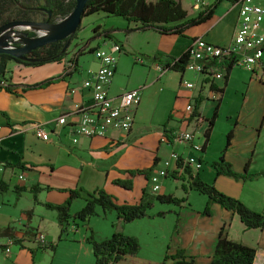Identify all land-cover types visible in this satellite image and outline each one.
Listing matches in <instances>:
<instances>
[{"label": "crops", "instance_id": "1", "mask_svg": "<svg viewBox=\"0 0 264 264\" xmlns=\"http://www.w3.org/2000/svg\"><path fill=\"white\" fill-rule=\"evenodd\" d=\"M258 1L264 5V0ZM212 2L213 0H205L204 3L211 4ZM183 5L189 6L192 10L193 13L190 16H195L199 12L200 7L195 5L192 0H183ZM187 6L185 7L187 8ZM238 15L239 6L228 0H222L216 7L211 19L187 29L184 35L160 34L153 29H148L126 32L119 36L117 35L119 29L115 28L111 31L98 32V34L101 35L102 33L103 35L100 38L102 42L100 45L104 44L106 46L104 48H108L113 42L119 43L123 48L122 54L131 52L130 49H133L129 40L131 35L140 34V36L146 38L147 44L151 43L152 47L150 49H139L142 52L141 54H144L150 60L151 70H148L150 75L148 77L149 82L154 84L165 75V72L161 71L153 57L164 59L169 55L178 56L185 52L192 41L198 37H203L217 45H227L233 38ZM106 32L111 42L105 40L107 38L104 36ZM100 45L99 47H101ZM146 52L148 53L146 54ZM98 66L99 61L96 58L92 63H83V65H79L78 60L77 70L68 74H66L63 59L40 65L13 62L8 66V77L10 82L16 86L17 92L0 90V163L5 166L0 187V229L12 227L15 236L21 239L19 244H13L11 248L15 246L19 249L34 250V252L37 248H40L34 239V233L43 232V229H41L43 221H45L43 215L54 217V210L48 208L45 204L63 203L69 197L68 191L58 192V189H77L81 191L82 196H86L88 191L93 192L103 188L112 194L114 190H120L117 188L119 186H117L115 180H119L123 176V171L140 169L135 168L138 166V162L126 158L129 151L136 148L122 144L134 137L138 129L136 117L132 129L128 133L114 131L105 137L88 138L79 136L76 143L73 142L74 135L71 126L60 125L57 122L60 116L69 113L73 109L76 102L90 101L91 93L83 89L81 84ZM235 67L238 66L230 69L227 83ZM117 71L118 65L116 74ZM257 71L264 74V56ZM115 76L109 88V94L112 96L125 91V89L123 90L124 87L121 89L117 87L119 83H117ZM180 76L181 80L185 76V72L181 73ZM52 78H54V81L43 87H27ZM218 81H216V85L219 88H224L225 78ZM75 86L79 89L75 93H71L70 88ZM140 106L141 104L138 106L136 113ZM197 113L199 112L197 111ZM170 121L171 125H164L163 133L160 132L159 143L164 142L162 136L166 134L167 130H177L185 126V120L175 121L169 116L168 123ZM36 122L44 124L50 133V140L45 141L35 135L29 125ZM171 147L172 149H178L180 152L184 151V147L173 145ZM159 148L157 147V151ZM155 157L159 159V163L160 155L157 153ZM22 173H24L23 178H19ZM55 175L60 176V183H54ZM166 177L168 176L165 174V179ZM247 182L249 181H242L224 174L218 175L215 179V185L220 191L239 198L256 211L264 212V175L261 176L258 184ZM183 183L187 184L182 181V185ZM36 187L42 189L35 193ZM159 188L154 186L152 194H166L164 191H157ZM55 192L58 194L54 195ZM77 201L83 202L78 205L80 207L74 214L85 205L83 198H76L72 202V207ZM123 202L135 203L136 199L133 198V201H125L124 199L121 203ZM184 205L183 203L182 207ZM212 212L215 215L217 213L218 220V227L213 237L210 238L208 230L199 229L198 226L189 228L190 234L186 244H177L175 249L177 247L183 248L185 254L195 257V264L199 263L200 258H205V263L210 264L219 238V232L221 228H224V233L228 238L256 248L254 264H264V229L246 228L237 214L222 208L216 203L212 205L211 214ZM213 214L211 216L200 214V217L210 219ZM178 222H180V218ZM118 230L129 235L137 234L131 228H128L127 224L121 225ZM111 232L108 231L107 233L106 231L104 233L106 235L102 239L109 237ZM6 241H8L7 238L0 237V249L2 251L4 249L1 246H5ZM187 244H192L194 249L190 250ZM31 255L34 256L32 253ZM118 264L150 263L141 258L138 253L137 255L126 256Z\"/></svg>", "mask_w": 264, "mask_h": 264}, {"label": "rangeland", "instance_id": "2", "mask_svg": "<svg viewBox=\"0 0 264 264\" xmlns=\"http://www.w3.org/2000/svg\"><path fill=\"white\" fill-rule=\"evenodd\" d=\"M192 1L198 7L205 2V0ZM39 3V12L29 13L27 19L17 18L20 11L15 6L12 13H7L3 17L10 16L9 21L44 22L45 15L40 8L43 7L45 1L39 0ZM187 8L190 15H192V10L189 6ZM126 25L127 21L124 18L116 15H106L102 11L86 15L82 18L77 35L68 51L78 53L79 65H83V63L90 64L95 58V52L92 49L99 47L102 43L100 38L103 35L102 33V36L99 35L98 32L111 31L115 28L119 29L117 35L122 36L121 34L127 32L124 30L126 28H123ZM145 39L140 34L131 35L129 40L133 49L118 58V71L115 76L117 83H119L117 87L119 89L124 87L123 90L125 89V91L142 86L145 89L143 88L142 91L143 97L140 109L135 116L138 129L134 137L122 143L136 148L131 149L126 158L138 162V166L135 168L140 169L123 171V176L120 179H131L132 188L126 189L117 184L119 186L117 188L120 190H114L112 195L117 203H121L124 199L125 201H133V198H135L136 202L132 204H136L140 202L143 189H146L147 193H152L154 186L157 185L160 187L157 191H164L166 194L172 193L179 198L185 197L184 207H182L183 203L182 205H176L154 200V204L148 210L146 217L127 223L118 220L115 210L104 213L102 208L98 207V214L91 217L88 222L77 224L74 222V218L71 217L68 232L62 238H60L61 229L57 222V213L54 210V217L43 215L45 221H43L41 229H43L42 233L46 236L47 241L57 244L56 249L40 247L35 250L34 256L31 255L30 249L24 250L12 246L10 254H6L0 249V264H93L95 257L92 246L86 241V238L91 234V230L94 232L96 239H102L105 237L106 234L104 233L106 231L107 233L112 231L109 234L111 236L124 224H127L128 228L137 233L134 236L140 242V257L150 264H164V262L165 264H171V257L166 260L165 256L176 253V250L180 247L175 249V245L186 244L190 234L189 228L198 226L199 229L208 230L210 238L213 237L218 227L217 213L215 215L212 212L213 216L210 219L200 217L207 205V195L190 188L185 191L182 187V181H175L172 178V172L166 169L164 163L172 147L169 143H159L160 132L163 133L164 125H171V121L168 123L169 116L172 117V120L182 121L187 114L186 107L188 104L196 108L204 121L198 125L197 120L192 119L188 124L185 122L183 128L195 131L198 135L196 140L200 144L204 142L209 120L213 118L216 106L219 104L218 114L211 129L206 151L193 154L191 151L183 149L201 160V166L198 169L200 176L208 183L215 184V179L218 176L215 163L219 162L221 156L224 155L225 162L229 163L231 169L238 175L254 174L253 177L247 179L240 177L239 180L249 181L247 183L253 184H258L261 180V176L264 175L261 173L264 172V74L258 71L256 75L241 66L235 67L229 82L224 87L220 102L212 98L213 93L210 85L203 80L204 77L190 71H185L184 79L194 82V88H188L181 83V73L172 70H166L165 75L152 84V82H149L148 77L150 76L148 70H151L150 60L144 54H141L142 52L139 49H150L152 47L151 43L147 44ZM105 40L111 42L109 37ZM100 46L102 48L106 47L104 44ZM135 56H142L146 64L135 63ZM199 98H201V102L197 104ZM230 132H233V135L228 144V134ZM109 134L110 132L107 136ZM157 147H160L158 151ZM157 153L161 157L160 162L153 165ZM149 168H151V171L148 178L144 173L137 171L149 170ZM166 171L169 172L170 177L168 176L165 179ZM60 179L59 175H55L54 183H60ZM67 190L61 188L57 191ZM57 194V192L54 193V195ZM82 202L77 201L73 207L71 205L72 215ZM211 211L212 206H210ZM178 217L180 222H178ZM6 242L8 243V241ZM187 245H189L190 250L194 249L192 244ZM198 264H206L205 258H200Z\"/></svg>", "mask_w": 264, "mask_h": 264}, {"label": "trees", "instance_id": "3", "mask_svg": "<svg viewBox=\"0 0 264 264\" xmlns=\"http://www.w3.org/2000/svg\"><path fill=\"white\" fill-rule=\"evenodd\" d=\"M44 1L45 4L43 5V8L52 13L51 21H56L68 16L76 5V0ZM221 1L222 0H213L211 4L201 3L199 12L195 16H190L188 9L183 5V0H88L83 17L102 11L107 15L120 16L128 21L126 27L127 32L153 29L160 34L184 35L187 29L200 25L211 19L216 7ZM228 1L234 4L239 0ZM14 6L20 11L17 18L27 19L29 13L39 12L38 9L40 3L39 0H0V24L10 20V16L4 18L3 15L12 13ZM42 13L45 15V20H47L49 17L48 12ZM29 34L34 36L35 32L29 31ZM76 35L77 32L72 39H75ZM104 36L109 37L107 32ZM67 40L68 39L51 42L26 54L28 58L38 59L36 61L27 62L7 53L0 54V90L5 89L8 92H17L15 88L16 86L10 82V78L8 77V66L10 63L18 62L27 65H40L46 62H54L55 60L60 61L64 59V56L66 55V50H63V48L66 45ZM93 50L95 49H92V51ZM153 59L157 62L162 71L172 70L184 73L190 57L187 49L178 56L169 55L164 59L155 57H153ZM231 68L232 66H229L226 70L224 86L227 85ZM53 81L54 78L27 87H43ZM212 88L218 89L221 94L224 92V88H219L215 84ZM221 100L222 96L218 101L220 102ZM200 102L201 98L197 100V104ZM218 108L219 104L216 106L214 116L209 120V126L205 132L206 139L203 146L204 151L210 140V133L218 114ZM232 135L233 132L228 134V144L230 143ZM158 161L159 159L155 157L153 165H156ZM215 166L218 175L224 174L235 177L236 179H239L240 177H243L242 179H247L254 175H238L231 169V165L225 162L224 155L221 156L219 162L215 163ZM178 167L179 170L172 172L171 176L174 180H181L187 183H183L182 185L185 191L187 188H190L207 195L208 201L202 215H210V206L216 203L222 208L237 214L246 228L264 229V212L256 211L246 205L239 198L220 191L215 184H210L207 181H204L199 175V172H195L187 166L182 167L181 163H178ZM137 171L144 173L146 178H148L151 168H149V170ZM132 172L134 173V171ZM261 173L264 174V172ZM166 175L169 176L168 171L166 172ZM115 183L126 189L132 188L131 179H119L115 180ZM40 189L42 188L36 187L35 193ZM67 191L69 197L65 202L59 204H45L48 208L55 210L57 213V221L61 229L60 238L68 232V224L70 223L71 217H73L74 222L78 224L81 222H88L91 217L98 214V207H101L104 213L110 210H115L118 215V220L127 223L146 217L148 215V210L154 204V200L161 203H172L176 205H182V203L186 201L185 197L179 198L172 193L155 195L147 193L146 189H143V195L140 202L136 204L127 202L117 203L115 197L103 188L93 192L88 191L86 192V196H82L81 191L77 189H68ZM76 198H83L85 205L72 215L71 205ZM0 237L11 240L13 244H19L21 242V239L15 236L12 227L0 229ZM86 241L92 246L95 257V262L93 264H118L126 256L137 255L141 248L139 239L136 236L125 234L119 230H116L110 237L104 239H96L94 232L91 230V234L86 238ZM38 246L55 250L57 244L46 240L43 243H39ZM1 247L5 248L6 246ZM31 253L34 255V250H31ZM170 257L172 259V264H195V257L185 254L183 248L177 249L176 253L171 256L166 255L165 259L167 260ZM255 257V247L228 238L224 233V228H221L210 264H254Z\"/></svg>", "mask_w": 264, "mask_h": 264}, {"label": "built area", "instance_id": "4", "mask_svg": "<svg viewBox=\"0 0 264 264\" xmlns=\"http://www.w3.org/2000/svg\"><path fill=\"white\" fill-rule=\"evenodd\" d=\"M234 4L239 6V15L233 38L229 44L217 45L203 37H198L188 47L190 60L185 71L202 75L203 80L210 85L214 100L221 97V92L213 89L212 86L216 85L217 80L224 79L229 66H241L257 75V69L264 56V5L258 0H239ZM93 51L95 58L99 61V66L81 84L83 89L91 93L90 101L76 102L69 113H64L57 120L60 125L71 126L74 143L78 141L79 136L93 138L105 137L109 132L114 131L130 132L135 123L136 110L142 100V90L145 88L142 86L123 91L115 96L110 95L109 88L116 74L118 58L123 53V48L119 43L113 42L108 48L99 47ZM63 62L66 74L77 70L78 53L67 50ZM135 62L146 64L142 56H135ZM180 81L188 88L195 87L194 82L184 77ZM78 89L77 86L71 87L70 92L75 93ZM186 111L187 114L183 120L187 124L192 119H196L198 125L204 121L201 114L197 113L196 108L191 104L187 105ZM29 127L33 129L38 138L45 141L50 140V133L43 123H31ZM196 138L198 135L195 131L180 128L167 130L162 136V141L173 146L184 147L193 154L202 153L204 144H200ZM191 153L172 149L164 160L166 169L171 172L178 171V163H181L182 167L187 166L198 172L201 160ZM4 171L5 166L0 163V187ZM23 174H20L19 178H23ZM155 188L158 186L156 185ZM34 239L37 244L46 241L45 236L38 232L34 234ZM11 245L13 242L8 240L3 250L6 254L11 252Z\"/></svg>", "mask_w": 264, "mask_h": 264}, {"label": "water", "instance_id": "5", "mask_svg": "<svg viewBox=\"0 0 264 264\" xmlns=\"http://www.w3.org/2000/svg\"><path fill=\"white\" fill-rule=\"evenodd\" d=\"M87 2L76 0L72 12L60 20L51 21L52 13L42 7L40 10L49 14L44 22L12 20L1 24L0 54L7 53L27 62L36 61L38 59L28 58L26 54L51 42L68 39L63 48L66 50L82 22ZM29 31H34L35 35L31 36Z\"/></svg>", "mask_w": 264, "mask_h": 264}, {"label": "flooded vegetation", "instance_id": "6", "mask_svg": "<svg viewBox=\"0 0 264 264\" xmlns=\"http://www.w3.org/2000/svg\"><path fill=\"white\" fill-rule=\"evenodd\" d=\"M48 19V18H47ZM46 21V20H45ZM74 41V39H72L71 40V42H70V44H69V46L67 47V49H66V51L69 49V47L72 45V42ZM18 45H20V44H18Z\"/></svg>", "mask_w": 264, "mask_h": 264}]
</instances>
